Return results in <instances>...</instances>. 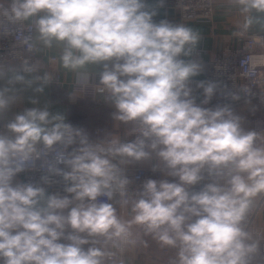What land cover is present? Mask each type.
<instances>
[{
  "label": "clouds",
  "instance_id": "obj_1",
  "mask_svg": "<svg viewBox=\"0 0 264 264\" xmlns=\"http://www.w3.org/2000/svg\"><path fill=\"white\" fill-rule=\"evenodd\" d=\"M235 2L243 13H264V0ZM153 15L144 0H11L9 7H0V30L6 35L5 22L36 17V39L46 47L53 41L63 44L64 68L102 64L99 90L114 104V118L139 126L134 142L103 147L47 109L15 115L7 134L0 133L2 264H103L108 253L95 246L99 238L119 247L130 236L131 223L176 248L173 264H251L259 252V241L243 224L253 198L264 193V147L256 146L258 134L245 131L227 106L209 109L195 103L188 84L201 64L182 57L193 56L200 34L166 20L154 23ZM259 22L260 17L248 16L243 28ZM31 40L29 35L23 41L29 49ZM80 76L87 81V74ZM198 86L207 103L216 85ZM9 103L0 92V113ZM77 140L74 152L54 149ZM49 151L57 164L71 169L64 173L71 181L70 197L46 196L43 187L31 183L13 184L17 173ZM151 153L163 162L166 175L180 182L146 180L133 203V221H122L112 204L99 199L111 200L115 189L123 193L130 183L109 157L124 158L123 163L150 159ZM205 168L217 182L190 194L187 186L198 183ZM47 171L58 170L48 163ZM85 233L95 238L87 250L82 248L89 243ZM62 238L69 243L59 242Z\"/></svg>",
  "mask_w": 264,
  "mask_h": 264
},
{
  "label": "crops",
  "instance_id": "obj_2",
  "mask_svg": "<svg viewBox=\"0 0 264 264\" xmlns=\"http://www.w3.org/2000/svg\"><path fill=\"white\" fill-rule=\"evenodd\" d=\"M171 0H144L145 10L154 13L153 22L168 21L173 24H180L178 13L170 6ZM1 4L10 5L11 0H0ZM215 13L209 21L186 22L182 25L190 27L200 34L201 39L196 45L192 57H182L185 60L195 59L201 64V71L198 75L189 80L188 86L191 88V97L195 103L201 107L214 109L216 95L204 103L206 97L203 88L198 85L201 82L206 84V70L209 63L220 52H240L246 50L248 41L255 40V53L264 57V13L253 10L250 13H243L241 5L235 0H214ZM260 17L259 23H253L246 30L243 28L246 17ZM36 17L26 20L35 24ZM39 46V53L35 63V70L31 74H23L17 66L6 70H0V92L10 99L9 106L0 113V133L7 134L6 125L14 119L15 115L22 113L28 108L47 109L51 114H60L64 117V122L74 128L83 130L89 141L93 144H100L108 147L109 142H134L135 122L124 123L114 118L116 112L114 104L106 99L107 93L98 95L94 100L81 97L74 92L76 84H99V74L103 70V65H87L84 69L73 71L66 69L60 59L63 44L53 41L51 47H46L36 38ZM55 58V62H51ZM111 66V62H109ZM87 74V81L81 79L80 74ZM239 98L241 97L238 93ZM234 115L240 117L241 127L245 131H255L257 135L256 146L264 147V108L253 102L243 104L239 108L231 110ZM80 147L77 140L68 146V153L76 151ZM113 163L122 170H135L143 168L152 172L160 171V180L179 183V178L166 175V169L162 161H159L155 153H151V158L142 161L125 159L122 163L121 157H109ZM154 166H157L154 168ZM159 180V181H160ZM209 183H216L215 174H209ZM224 181L222 180L221 183ZM13 184H21V177L16 174ZM119 189L114 190L112 205L116 209L117 216L125 222L133 221L134 212L131 205L125 213L120 216ZM46 196H50L46 194ZM261 194L253 198L252 205L246 216L243 227L247 224L253 213L254 207ZM68 209L64 210L66 215ZM195 219V218H194ZM254 226L261 229L262 237L252 239L259 241L260 250L254 256L251 264H264V207L258 212ZM72 230L66 229L65 235ZM88 244L82 245L84 250L93 246L91 241L95 238L87 237ZM61 243H69L66 239H61ZM96 247L104 250L108 255L116 257V264H173L178 260L177 249L163 245L153 234L146 233L143 225L131 223L130 236L126 242L119 247H113L111 243L104 244L103 238H99ZM107 256V255H106ZM105 256V257H106ZM104 257V258H105ZM103 258V259H104Z\"/></svg>",
  "mask_w": 264,
  "mask_h": 264
},
{
  "label": "built area",
  "instance_id": "obj_3",
  "mask_svg": "<svg viewBox=\"0 0 264 264\" xmlns=\"http://www.w3.org/2000/svg\"><path fill=\"white\" fill-rule=\"evenodd\" d=\"M0 3V7H9ZM170 6L178 13L180 24L193 21H209L215 13L214 0H171ZM3 21V17H0ZM9 34L0 30V70H6L17 66L23 74H31L35 70L39 46L35 41V24L26 21L10 24L5 22V29ZM31 36L29 41L34 45L29 49L25 44L24 38ZM255 40L248 41L246 50L240 52H220L209 63L206 70V84L211 82L216 85V101L214 109L227 106L231 110L239 108L243 104L258 102L264 108V57L255 53ZM51 58V62H55ZM30 69V70H29ZM102 86L98 83L76 84L74 92L81 97L94 100L98 95L105 94L100 92ZM240 93L241 97L234 99L233 95ZM139 126L136 124L134 131V140H136ZM54 149L68 153V146L57 144ZM48 163L53 164L58 171H47ZM71 171L65 163L57 164L54 153L49 151L35 159L33 165H29L25 170L17 173L21 177V184H33L36 187H43L46 194L71 196L66 192L71 181L64 179V173ZM123 175L130 181L127 188L118 195L120 197V216H125L126 210L133 205L139 198L138 193L143 190V183L148 179L159 181L162 177L160 171L152 172L147 169L138 168L135 170H124ZM202 179L194 184L187 186L189 193L202 191L209 184V172L207 168L201 172ZM114 196V194H113ZM100 201L112 204L105 196H101ZM264 207V193L259 197L249 221L244 226L245 230L255 238L262 237V231L254 226L258 212ZM2 264V261H0ZM103 264H116V257L112 254L103 259Z\"/></svg>",
  "mask_w": 264,
  "mask_h": 264
}]
</instances>
